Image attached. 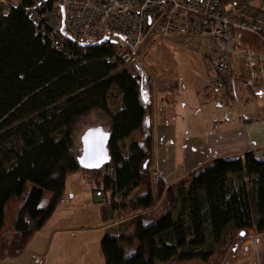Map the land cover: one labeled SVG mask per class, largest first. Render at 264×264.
I'll use <instances>...</instances> for the list:
<instances>
[{
  "label": "trees",
  "instance_id": "1",
  "mask_svg": "<svg viewBox=\"0 0 264 264\" xmlns=\"http://www.w3.org/2000/svg\"><path fill=\"white\" fill-rule=\"evenodd\" d=\"M7 1L18 5L0 15V264L25 251L79 174L105 195V225L129 219L102 238L105 264H221L239 236L264 235V161L253 153L215 159L172 186L155 182L153 79L117 73L108 60L117 53L113 42L69 41L71 56L53 50L29 18L37 0ZM115 92L121 106L113 111ZM93 113L109 123L111 161L100 171L82 169L75 146Z\"/></svg>",
  "mask_w": 264,
  "mask_h": 264
},
{
  "label": "built area",
  "instance_id": "2",
  "mask_svg": "<svg viewBox=\"0 0 264 264\" xmlns=\"http://www.w3.org/2000/svg\"><path fill=\"white\" fill-rule=\"evenodd\" d=\"M17 5L0 0V15ZM29 18L65 56L72 55L69 41L84 46L109 37L117 53L108 60L117 73L159 39L198 49L214 72L207 89L229 109L246 108L264 85V0H37ZM255 155L264 161V147ZM33 260L46 264L47 256Z\"/></svg>",
  "mask_w": 264,
  "mask_h": 264
},
{
  "label": "crops",
  "instance_id": "3",
  "mask_svg": "<svg viewBox=\"0 0 264 264\" xmlns=\"http://www.w3.org/2000/svg\"><path fill=\"white\" fill-rule=\"evenodd\" d=\"M156 88L154 96V167L167 186L186 179L215 159L243 158L248 153L255 154L264 147V85L256 88L250 104L246 108L236 106L226 108L216 106L210 91L204 89L207 105L196 99L175 101L181 92L177 81ZM158 206L154 211L158 218ZM65 220L75 219L71 213L64 215ZM102 217V216H101ZM117 217L115 214L113 218ZM111 224H102L95 229L80 224V228L60 230L53 234L58 237L67 233L119 234L129 219H116ZM103 220V218H102ZM52 252V248L48 253ZM42 254V256H47ZM48 258V256H47ZM104 261L100 251V263ZM89 254L82 264H93ZM47 263V261H46ZM105 264V261H104ZM221 264H264V235L239 236L229 247Z\"/></svg>",
  "mask_w": 264,
  "mask_h": 264
},
{
  "label": "rangeland",
  "instance_id": "4",
  "mask_svg": "<svg viewBox=\"0 0 264 264\" xmlns=\"http://www.w3.org/2000/svg\"><path fill=\"white\" fill-rule=\"evenodd\" d=\"M11 2V1H9ZM13 2V1H12ZM130 74L136 75L140 71L146 72L154 82L155 88H161L163 85L171 84V81H177L180 85V94L174 97V100L193 101L204 103L206 93L204 89L209 84L214 72L208 67V62L198 49H192L189 46L181 45L171 40H156L146 47L139 56V62H135L128 70ZM214 97V94L210 92ZM216 106H220L215 100L210 101ZM121 106V97L115 92L110 101V107L116 111ZM221 107V106H220ZM103 128L105 132L109 130V123L102 115L98 113L91 114L87 120L82 123L75 141L79 155L82 152L81 138L91 129ZM137 136L125 141L124 146L133 141ZM155 176H159L154 167ZM160 177V176H159ZM161 178V177H160ZM180 182V181H179ZM28 186L33 188L35 185L31 182ZM95 184L88 182L82 175H73L67 181L65 198L53 215L50 222L39 232L35 234L31 242L27 245L25 251L12 261H4L2 264H35L33 256H42L48 253L46 264H82V259L89 254L93 264L100 263L101 234L100 232L92 234H62L53 237L54 232L60 230H73L80 228V224L90 228H99L103 224L101 217V204L105 201V195L95 192ZM47 197L52 196L48 189H42ZM141 189L133 191L126 198L119 196L121 203H128L133 199ZM71 213L75 219L65 220L64 215ZM162 215V210L158 216ZM218 260V256H213L211 262ZM186 264V263H182ZM193 264H201L194 262Z\"/></svg>",
  "mask_w": 264,
  "mask_h": 264
},
{
  "label": "water",
  "instance_id": "5",
  "mask_svg": "<svg viewBox=\"0 0 264 264\" xmlns=\"http://www.w3.org/2000/svg\"><path fill=\"white\" fill-rule=\"evenodd\" d=\"M63 30H64V25H63ZM108 41H109V37H106L103 41L97 44H93V45H97V46L103 45V44H106ZM86 46L88 45H84L83 47H86ZM101 134L104 137H106V139H104L102 144H98V139ZM109 140H110L109 133L105 132L103 128L101 127L88 130L81 138L82 152L78 158L80 167L87 171H100L104 167H106L111 161L109 148H108ZM90 145L93 148L94 152L98 147L100 150V154L103 157V159L99 161L98 166H92V167L85 166V161H87V163H90V164H97V157L95 154H93V156L90 159L86 155V151Z\"/></svg>",
  "mask_w": 264,
  "mask_h": 264
},
{
  "label": "snow or ice",
  "instance_id": "6",
  "mask_svg": "<svg viewBox=\"0 0 264 264\" xmlns=\"http://www.w3.org/2000/svg\"><path fill=\"white\" fill-rule=\"evenodd\" d=\"M90 136H91V134H90ZM104 139H106V137H104V136L101 134V135L99 136V139H98V144H102L103 141H104ZM93 154H95L96 157H97V164H90V163H87V161H85V166H86V167L98 166L99 161H100L101 159H103L102 155L100 154V150H99V148L97 147V149H96L95 152H94L93 148H92L91 145H90L89 148H88L87 151H86V155H87V157L90 159V158L93 156Z\"/></svg>",
  "mask_w": 264,
  "mask_h": 264
}]
</instances>
